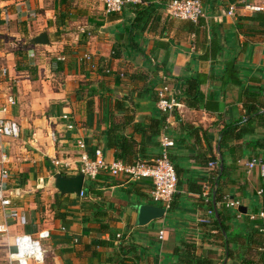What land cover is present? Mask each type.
I'll return each instance as SVG.
<instances>
[{"label":"crops","instance_id":"0c3cea01","mask_svg":"<svg viewBox=\"0 0 264 264\" xmlns=\"http://www.w3.org/2000/svg\"><path fill=\"white\" fill-rule=\"evenodd\" d=\"M160 1H153L157 8L146 27L134 23L136 11L146 3L109 15L101 0H0V72L6 70L5 76L0 74V116L21 129L17 139L0 138V171L13 197L12 207L0 208V226L5 228L0 232V264H11L12 240L22 234L42 242L44 264H118L116 255L128 244L141 257L128 264H183L189 242L194 255L210 264H264L261 222L249 219L264 207V178L246 167L253 158L264 161V14L239 11L228 18L229 5L241 0H203V18L181 21L169 18ZM42 32L49 44L32 45ZM26 34L29 45L37 48H7L5 41H12L7 37L19 42ZM192 77L202 82L197 108L188 107L182 95L184 80ZM150 83L157 92L163 85L170 87L182 108L166 115L158 137L135 132L140 160L157 159L163 151L161 137H168L174 143L169 159L179 180L202 186L200 192L185 184L166 209L151 200L148 182L101 173L84 180L83 196L60 194L55 175L80 174L78 142L90 156L101 150L111 163L116 152L105 140L111 126L132 115L133 124L148 130L154 119L165 116L145 92ZM8 98L15 105H8ZM63 114L70 115L73 130L66 129ZM231 126L232 138H222L220 133ZM133 132L127 125L125 134ZM211 157L220 171V191L240 203L236 209L215 204L228 226L223 236L199 226L202 215L218 217L205 210L212 200ZM141 205L165 213L141 226Z\"/></svg>","mask_w":264,"mask_h":264},{"label":"built area","instance_id":"2783aa9c","mask_svg":"<svg viewBox=\"0 0 264 264\" xmlns=\"http://www.w3.org/2000/svg\"><path fill=\"white\" fill-rule=\"evenodd\" d=\"M106 14H119L127 6H142L143 0H101ZM23 8V6H22ZM165 10L169 18L181 21L198 22L204 17L203 0H171L165 4ZM241 11L242 15L254 13L264 14V0H241L238 3L229 5L225 17L235 18ZM29 13V12H27ZM29 16V15H28ZM29 17H33L30 15ZM1 75L5 76L6 70H1ZM8 105H15L13 98H8ZM156 107L162 114L172 116L176 111L182 108V103L178 100L177 94L170 87L163 85L158 90ZM4 109L2 110V112ZM61 119L66 123L68 131L74 129V125L69 114H63ZM20 126L11 119L0 116V138L17 139L20 136ZM54 139L53 134L51 135ZM160 144L163 148L162 154L152 161H138L133 166L125 165L121 161L107 163L101 150H96L90 156L86 145L80 141L77 143L79 155V172L85 180L95 179L99 174L106 173L113 178H123L126 182L146 181L151 185L150 196L154 203H158L168 209L173 201L177 191V176L169 159L168 150L174 143L166 136H162ZM59 166L60 162H53ZM209 168H215L214 163L208 164ZM249 171L256 170L259 177L264 178V161L259 158H253L246 163ZM263 194L262 190L258 191ZM80 196H83L81 191ZM12 196L9 193L5 172L0 171V208L7 210L12 207ZM226 208H238L240 203L235 200L224 199ZM209 215L212 212L208 213ZM17 212H12L11 217L15 218ZM250 220L259 219L261 222L260 233L264 238V207L257 215L249 216ZM208 220V219H207ZM206 220V221H207ZM208 222V221H207ZM0 232L5 233L4 226H0ZM159 238H162L163 232H160ZM12 251L8 254L11 264H44L46 251L43 249L42 242L31 235H18L12 240Z\"/></svg>","mask_w":264,"mask_h":264},{"label":"trees","instance_id":"16d2710c","mask_svg":"<svg viewBox=\"0 0 264 264\" xmlns=\"http://www.w3.org/2000/svg\"><path fill=\"white\" fill-rule=\"evenodd\" d=\"M143 1L144 3L147 4V6L145 8H142V10L136 11V19L134 20V23L138 22V25L143 24L144 26L147 27L148 23L150 22L149 21L150 17L154 12V9L157 7L155 6V3L153 2L154 0H143ZM162 1H160L162 4L159 7L163 6V4L170 2L171 0H162ZM22 64L23 63L20 62L18 66H22ZM124 75H126V78H128L129 80L135 79L134 74H130V75L124 74ZM201 84L202 82L195 77L184 80V83L182 85V91H183L182 95L183 97H185V103L188 107L197 108L198 103L200 102V98H201V92H200ZM155 87L156 86L153 83H150L149 85L145 87V92L146 94H149L150 95L149 97H151L154 101H157L158 92ZM178 100L180 101V99ZM248 100L253 101L254 96L250 95L248 97ZM119 104H120L119 102L116 104V111L118 109ZM91 105H92V100L88 101L89 108H91ZM246 107H248L247 104H246ZM125 111L126 110L123 109V112ZM248 111L254 112L255 110L250 108ZM166 120H167V116L161 115L160 118L154 119L151 122L150 126L148 127V130H145L144 128H142L141 125L133 124V117L132 115H129L127 117L126 123H123L122 125L114 124L107 130V132L105 133V140H106L107 148L115 150L117 161H121L125 165H128V166H133L135 163H137L138 161H141L140 159L143 158V156H141V153L136 151V146L138 145V143H136L134 139L135 134L138 132H141L142 137H145L144 135L147 134L149 135L148 137L150 138H156L160 135L161 131L166 127ZM129 124L134 129V132L130 136L125 134L126 127ZM233 128L235 127L231 126V127H228L227 129H224L220 133V136L222 138L224 137L226 140L231 139ZM137 153L139 155H137ZM209 163H214L215 169H213L214 172H212L210 176L212 193H210V190H209V194H208V196L211 197L212 200L211 201L209 200L207 202V208L205 210L207 212L216 213L218 217L216 219L215 218L210 219L209 217H206L207 215H204V216L202 215V217H200L199 219V222H200L199 226L202 229H204V232L211 233L214 231V233H217V235L219 234L223 236L222 233H225L228 230V226L222 222L221 215H218V212L215 209V204L223 203L224 202L223 199L225 198L226 195L223 194L222 191H220L219 189L220 188V171L217 169V164L215 163V159L211 157L210 159H208L207 164ZM60 175L66 177L64 174H60ZM176 176L178 179L177 190L181 189V187L187 184L188 187H190L189 188L190 191L195 190V192H198V191L200 192L202 186L199 185L197 186V188H194L196 184L192 183L191 180L189 179L179 180L178 177L180 175L177 172H176ZM86 192H91L87 185H86ZM62 197L63 196L61 195L60 198ZM55 206H60V202L57 201ZM171 206H172V203L170 205V209H171ZM56 217H58L57 214H56ZM207 218L209 219L207 220ZM261 226L262 225L260 224V227ZM98 244H100V246L106 245L101 242H98ZM192 245L193 244L189 242L185 246L186 254L184 255L185 259L183 260V264H210V260L202 259L194 255L195 247ZM137 252H138V249L134 245L128 244L126 246L125 245L122 246L119 250V253L116 255V258L118 260H121L118 264H128L127 262L129 260L130 262L136 261L138 263L141 260V257L140 256L136 257Z\"/></svg>","mask_w":264,"mask_h":264},{"label":"water","instance_id":"95a60500","mask_svg":"<svg viewBox=\"0 0 264 264\" xmlns=\"http://www.w3.org/2000/svg\"><path fill=\"white\" fill-rule=\"evenodd\" d=\"M35 46H47L49 44L47 34L42 32L30 42ZM84 176L78 174L74 177H63L56 174L54 177V185L56 190L62 195H80L83 190ZM165 210L152 205H141L137 208V224L145 225L152 220H157L163 217Z\"/></svg>","mask_w":264,"mask_h":264},{"label":"rangeland","instance_id":"374dc122","mask_svg":"<svg viewBox=\"0 0 264 264\" xmlns=\"http://www.w3.org/2000/svg\"><path fill=\"white\" fill-rule=\"evenodd\" d=\"M91 1H96V2H98L100 4V0H91ZM209 3H211V1ZM31 26L33 27V25H31ZM28 36H29V34H26L25 37H23V41L21 40L19 42H15V39H12V38L7 37L8 39H11L12 40V41H7V40L5 41L6 44H7V48L9 50H11V51L16 50L17 48L18 49L20 48L21 50L25 51V49H27V47H32L27 42L28 41ZM3 48H5V47L3 46ZM32 48H37V47H32ZM41 49H43V48H41ZM56 53H57V55H59V54L60 55H63L64 54V52L57 51V50H56ZM51 188H54L53 184H51ZM45 258H46V256H45Z\"/></svg>","mask_w":264,"mask_h":264}]
</instances>
